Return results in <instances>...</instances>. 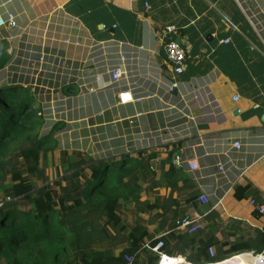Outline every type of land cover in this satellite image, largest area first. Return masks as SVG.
Segmentation results:
<instances>
[{
	"label": "crops",
	"instance_id": "1",
	"mask_svg": "<svg viewBox=\"0 0 264 264\" xmlns=\"http://www.w3.org/2000/svg\"><path fill=\"white\" fill-rule=\"evenodd\" d=\"M240 1L0 0V16L16 22L0 27V48L10 54L0 83L32 85L28 76L39 77L32 88L46 103L47 123H61V154L118 161L146 151L156 175L142 182L144 203L128 213L143 211L145 228L185 261L159 222L179 229L183 216L201 215L195 243L213 244L215 254L264 236V212L251 201L264 203V0ZM168 26L185 51L181 74L164 51ZM115 65L124 75L113 82ZM121 89L136 100L119 102ZM172 163L184 177L175 190L161 179ZM237 186H248L247 195L236 197Z\"/></svg>",
	"mask_w": 264,
	"mask_h": 264
},
{
	"label": "trees",
	"instance_id": "2",
	"mask_svg": "<svg viewBox=\"0 0 264 264\" xmlns=\"http://www.w3.org/2000/svg\"><path fill=\"white\" fill-rule=\"evenodd\" d=\"M173 39H177V33L166 36L165 43ZM9 58V53L0 51V70ZM35 93L29 84L0 83V264H158L159 252L170 255L164 240L159 252L152 250L161 238L151 235L148 228L127 223L131 204L136 206L140 201L142 182L149 177L153 180L156 175L147 165L146 151L137 150L135 156L123 154L118 161L64 151V159L60 160L68 168L66 178L69 179L64 193L57 195L40 185L63 176L59 161L47 170L45 164L49 149H57L52 131L61 123L54 124L51 130H43L47 118L44 110H40ZM40 128V136L32 146L23 147L22 142L31 140L34 131ZM154 154L150 153L149 159ZM170 159L171 156L166 161ZM183 178L182 169L172 163L161 179L163 186L175 190ZM248 190V186H237L235 195L243 197ZM159 204H151L149 208ZM91 214L94 218L89 219ZM70 215L75 217L74 223L83 217L100 225L102 238L105 235L114 238L109 227L117 233H126L127 244L117 253H96L93 249L77 252L79 237L69 224ZM166 228L170 229L169 238L173 242L178 240L174 246L181 245L178 254L191 264H209L222 259L216 261L220 262L253 247L257 251L264 247V236L254 245L242 239L230 244L227 254L219 251L211 257L209 247L213 244H196L197 232H179L172 222L168 226L159 222L157 231ZM228 244L224 241L221 246ZM126 256L132 260L128 261Z\"/></svg>",
	"mask_w": 264,
	"mask_h": 264
},
{
	"label": "built area",
	"instance_id": "3",
	"mask_svg": "<svg viewBox=\"0 0 264 264\" xmlns=\"http://www.w3.org/2000/svg\"><path fill=\"white\" fill-rule=\"evenodd\" d=\"M238 5L240 7H243V3L240 0H236ZM147 8H149L148 4H145ZM6 24H9L10 26H16V22L13 16H8V18H4L0 16V27L5 26ZM166 34L170 35L175 32V26H168L167 29L165 30ZM167 35V36H168ZM69 39V38H66ZM65 39V40H66ZM72 40V39H70ZM261 40L264 45V39L261 37ZM67 41V40H66ZM221 42H229V39H223ZM164 50L167 58L173 65V71L177 74H181L186 66V55L183 47L176 41V40H171L168 41L167 43L164 44ZM263 55H264V49H263ZM1 71V70H0ZM124 75V70L121 66L115 65L110 69V76L113 82L118 81L122 76ZM118 100L121 103H126L130 101L136 100L134 98L133 92L129 89H121L118 91ZM234 147L239 149L241 147V143L239 141H235L233 143ZM188 165L193 168V166L196 165L195 161H189ZM219 169H223V165L219 164L218 165ZM203 201H207V197H202ZM254 208L257 212L263 213L264 212V203L259 204L256 203L254 199L251 200ZM179 230H184L187 233H195L199 231L203 224H202V216L201 215H194V216H188L186 215L183 217L181 221L178 222L177 224ZM163 246L162 240H159V242L151 247L153 251L159 252L160 248ZM147 247L150 248V246L147 245ZM209 254L211 257H215V250L211 246L209 247ZM244 259H247L249 264H264V247L260 251H254L250 250L247 252H243L241 254ZM126 259L128 261H131L130 256H126ZM164 260L167 262V264H188L185 260H183L179 256H172L169 254H166L164 252H159V261L158 263L160 264H165ZM220 260V259H218ZM215 260L213 263L209 264H217Z\"/></svg>",
	"mask_w": 264,
	"mask_h": 264
},
{
	"label": "rangeland",
	"instance_id": "4",
	"mask_svg": "<svg viewBox=\"0 0 264 264\" xmlns=\"http://www.w3.org/2000/svg\"><path fill=\"white\" fill-rule=\"evenodd\" d=\"M0 51H2L1 48H0ZM28 77H32L33 82L31 84L34 87H36L35 84H40V83H38V78L39 77H37L35 75L28 76ZM41 85H44V84L41 82ZM37 88H40L42 90L41 91L42 95L46 96L45 90L42 89L43 87H37ZM38 95H39V92L36 91L35 96L38 97ZM45 104H46L45 102H40L39 107H40L41 112L43 111L42 106H45ZM44 126H43V130H47L48 131V130L52 129L54 124L50 125L49 123H46V125H44ZM41 129L42 128H40L38 131H34V133L32 134L31 140H29L26 143L22 142V146L23 147L32 146L31 144L34 143V140L36 139V137L40 136L39 133H40ZM52 132L54 133L53 134V138L55 139V134H56L57 131L56 132L52 131ZM60 159L63 160L64 156H62L61 150L58 149V146H57V149H52V150L49 149V151L46 154V163H45L46 164V170L50 166H53L57 161H59L60 165H61V168H62V172H63L62 175L63 176L61 178L57 179L55 182H48V183H45L44 185L40 184L43 187L46 186V189L54 192L57 195H62L64 193L65 184L67 185V182L69 181V179L66 178V176L68 174L66 171L68 170V168L61 163ZM12 168H13V166L10 169H12ZM70 187L71 186H69V188ZM1 198H2V195L0 193V203H1ZM69 202H70V200H69ZM148 202L149 201H147L146 203H148ZM139 203H144V202H142L140 200ZM125 208H127V206H125ZM138 212L139 211L133 212L132 214L128 213L129 215H128L127 223H128L129 226H134V223H135V224H138V226H140V228H144L146 226L147 222L142 219L143 211H140L141 215H139ZM90 218L91 219L94 218V214H91L89 216V219ZM77 219H78L77 220L78 222L74 223L75 217L73 215H70V217H69V222H70L69 224L74 226L76 235L79 237V249H78L77 252H79L80 250L93 249V250L96 251V253L97 252L106 253L107 251H111V252L113 251L114 253H117L118 251L121 250L123 245L127 244L126 233H124V232L117 233L115 229L109 227V230H110L109 233L112 234L111 233V231H112L113 234H114V238H113V235H112L113 239L110 238V237H107L109 235H105L102 238L100 236L101 235L100 225H98L97 223L90 222L89 219H85L83 217L77 218ZM137 221L139 223H137ZM153 222H155L154 219H153ZM105 237L109 238V239H106ZM170 255H172V254H170ZM158 264H160V263H158Z\"/></svg>",
	"mask_w": 264,
	"mask_h": 264
},
{
	"label": "bare ground",
	"instance_id": "5",
	"mask_svg": "<svg viewBox=\"0 0 264 264\" xmlns=\"http://www.w3.org/2000/svg\"><path fill=\"white\" fill-rule=\"evenodd\" d=\"M186 216V215H185ZM183 216V217H185ZM182 218H180L176 223L178 224L179 221H181ZM164 263L167 264V262L164 260ZM217 264H249L247 259H244L241 255H235V257L228 259L227 261L223 260L220 262H217Z\"/></svg>",
	"mask_w": 264,
	"mask_h": 264
},
{
	"label": "clouds",
	"instance_id": "6",
	"mask_svg": "<svg viewBox=\"0 0 264 264\" xmlns=\"http://www.w3.org/2000/svg\"><path fill=\"white\" fill-rule=\"evenodd\" d=\"M224 259V258H223ZM218 260V259H217ZM220 260H222V259H220ZM189 264V263H188Z\"/></svg>",
	"mask_w": 264,
	"mask_h": 264
},
{
	"label": "water",
	"instance_id": "7",
	"mask_svg": "<svg viewBox=\"0 0 264 264\" xmlns=\"http://www.w3.org/2000/svg\"><path fill=\"white\" fill-rule=\"evenodd\" d=\"M178 42V41H177ZM179 43V42H178Z\"/></svg>",
	"mask_w": 264,
	"mask_h": 264
}]
</instances>
